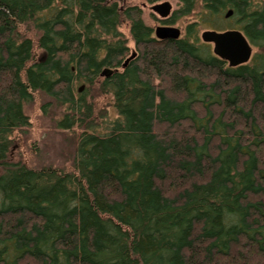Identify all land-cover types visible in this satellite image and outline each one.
<instances>
[{
	"label": "trees",
	"instance_id": "obj_1",
	"mask_svg": "<svg viewBox=\"0 0 264 264\" xmlns=\"http://www.w3.org/2000/svg\"><path fill=\"white\" fill-rule=\"evenodd\" d=\"M122 1L0 0V264H264V0H175V41ZM38 94L79 131L70 172L10 162Z\"/></svg>",
	"mask_w": 264,
	"mask_h": 264
},
{
	"label": "rangeland",
	"instance_id": "obj_2",
	"mask_svg": "<svg viewBox=\"0 0 264 264\" xmlns=\"http://www.w3.org/2000/svg\"><path fill=\"white\" fill-rule=\"evenodd\" d=\"M165 1L171 2L173 13L179 10L177 1ZM129 5L140 7L143 11L144 22L153 29L168 26L162 23L160 16L151 11L150 5L145 7V3L139 0H123L121 3L122 7ZM194 20L195 18L182 19L174 27L179 28L182 36H184L186 26ZM128 29L127 24H124L122 30L126 35H128ZM207 31L210 30L200 28V39ZM130 45L132 46V52L135 53L133 42ZM211 47L213 50V45ZM97 94H93V99L97 105L95 119L97 117L101 118V115L108 108L107 102ZM91 99L92 96H90ZM25 113L30 119V126L17 131L13 135L14 144L10 153V162L22 163L32 169L52 167L67 172L72 171L79 131H64L58 127V123L70 114L67 107H62L51 98L38 94L36 100L25 107Z\"/></svg>",
	"mask_w": 264,
	"mask_h": 264
},
{
	"label": "water",
	"instance_id": "obj_3",
	"mask_svg": "<svg viewBox=\"0 0 264 264\" xmlns=\"http://www.w3.org/2000/svg\"><path fill=\"white\" fill-rule=\"evenodd\" d=\"M146 7V4L144 5ZM151 11L158 16L161 20L169 19L173 14V6L170 1H164L155 5H151ZM232 16V11L226 16L229 18ZM182 36V32L179 28L174 26H160L155 29V37L159 41L166 40H179ZM204 43L213 45V53L215 56L223 61H226L231 68L245 65L252 59L254 49L245 36L237 30H230L226 32H213L207 31L202 35ZM130 57L124 67H127L131 61ZM107 72L103 73L106 76ZM84 87L80 89V93L83 92Z\"/></svg>",
	"mask_w": 264,
	"mask_h": 264
},
{
	"label": "flooded vegetation",
	"instance_id": "obj_4",
	"mask_svg": "<svg viewBox=\"0 0 264 264\" xmlns=\"http://www.w3.org/2000/svg\"><path fill=\"white\" fill-rule=\"evenodd\" d=\"M162 21V23L165 21V20H161Z\"/></svg>",
	"mask_w": 264,
	"mask_h": 264
}]
</instances>
